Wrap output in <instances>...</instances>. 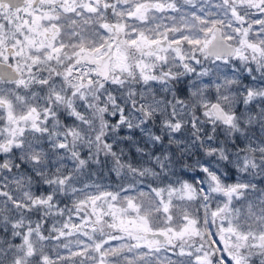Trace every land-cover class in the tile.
<instances>
[{
    "label": "snow or ice",
    "instance_id": "obj_1",
    "mask_svg": "<svg viewBox=\"0 0 264 264\" xmlns=\"http://www.w3.org/2000/svg\"><path fill=\"white\" fill-rule=\"evenodd\" d=\"M0 264H264V0H0Z\"/></svg>",
    "mask_w": 264,
    "mask_h": 264
}]
</instances>
